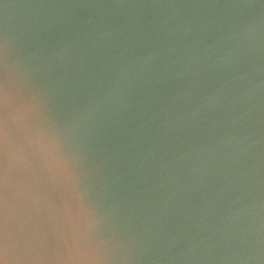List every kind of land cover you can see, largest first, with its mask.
Instances as JSON below:
<instances>
[{
    "label": "water",
    "instance_id": "obj_1",
    "mask_svg": "<svg viewBox=\"0 0 264 264\" xmlns=\"http://www.w3.org/2000/svg\"><path fill=\"white\" fill-rule=\"evenodd\" d=\"M0 264H264V0H0Z\"/></svg>",
    "mask_w": 264,
    "mask_h": 264
}]
</instances>
